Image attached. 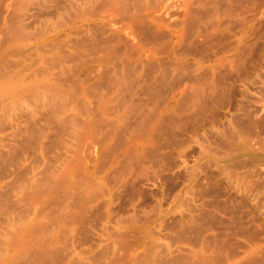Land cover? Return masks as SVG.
I'll return each mask as SVG.
<instances>
[{"label": "bare ground", "instance_id": "1", "mask_svg": "<svg viewBox=\"0 0 264 264\" xmlns=\"http://www.w3.org/2000/svg\"><path fill=\"white\" fill-rule=\"evenodd\" d=\"M42 1L39 9L65 14L56 21L43 11L49 18L41 12L45 19L34 24L23 5L22 25L39 24L14 26L12 39L0 41V264H264L263 196L234 184L260 229H192L204 211L192 191L173 196L190 207L171 232L121 229L113 216L125 180L139 170L133 150L156 156V140L176 120V91L198 103L205 75L224 77L245 62L254 30L264 27V0ZM33 35L45 40L33 44ZM67 58L91 66L82 74L72 68V76ZM97 85L117 92L108 97ZM93 88L91 113L85 104ZM128 121L134 126L124 140ZM110 175L117 184L107 183ZM236 231L248 241H233Z\"/></svg>", "mask_w": 264, "mask_h": 264}, {"label": "rangeland", "instance_id": "2", "mask_svg": "<svg viewBox=\"0 0 264 264\" xmlns=\"http://www.w3.org/2000/svg\"><path fill=\"white\" fill-rule=\"evenodd\" d=\"M8 1L9 0H5L6 3H8ZM14 1L15 0H13V2L11 1L12 3L9 2L12 5L11 7L9 6L10 4H7L6 7V5H4L6 3L0 2V41L5 40L8 37V34L9 37L15 34L16 32H12V30H17L16 27H19L18 29H21L22 26L25 29L29 27V25L26 27L22 25H26V23H21L23 20L22 17L24 16L23 18H25L26 14H34H32L33 17L30 15L28 16L31 17V20H33L35 24V20L39 21L45 19L43 15L45 13L44 16H46V12L43 11H47L48 13V10L39 9L40 6L38 5L42 0H29L30 3L33 1L31 3L33 8L38 7V9H33L35 12H32V7H30L31 4H27L29 1L26 0V3L24 0L25 3L22 4L23 2H21V5H19V1L22 0H18V4H16L17 0L16 2ZM13 3L15 4L14 8ZM34 3L35 5L36 3L39 4L35 6ZM18 5L19 8H16ZM23 5L29 7V9L27 7V10H24L26 13L24 15V12L22 14L20 13L23 11L20 9L21 6L23 9ZM36 10H39L40 12ZM58 10V13L65 14L62 12L63 10ZM53 11L50 12L49 10L48 15H51V19L53 18L57 21L60 15L57 13V10L53 9ZM41 12L43 15L40 14ZM35 14L37 16L41 15L38 17L40 19H37ZM18 17H20L22 20ZM4 18L9 21L8 23L12 21L15 24L12 22V25L7 24V21L3 20ZM46 18L49 17L46 16ZM24 20H26V18ZM17 21L20 23H17ZM27 21L28 23L30 22L29 24H33L31 23L32 21H30V19ZM34 24L32 26V31L33 27L39 23L36 25ZM31 25L26 30H30ZM12 26L16 27L13 28ZM3 29L9 33H5V30ZM263 30L264 27L261 30H254L255 37H253L254 34L252 36V41L254 43L253 45L251 43V46L253 47L249 52L250 54L247 53V55H249H246L243 58L245 61H243V64L246 66L240 62V65L237 68L238 70L234 69L233 72L226 74V77L221 76L222 74L220 73H223L221 71H219L220 73L217 72L214 75H205L206 77L209 76L210 79L207 77L206 80L205 78V84L198 87L200 88L199 90L202 91V94L197 99L198 103L191 101L187 96L188 93L186 94L188 99L180 94L179 90L174 93L177 97L174 107L176 120H178L176 121L174 118L175 122H173L167 130V138L164 135L165 138H160L159 136V138L156 140V145L159 146V151L156 156L149 154V148H145L144 151L141 148H136V150H133V155L135 157L131 154L130 158L132 163H134L133 165H135L136 169L139 170H137V174L135 173L132 177L125 180L127 183L126 189L121 193L122 197L119 198L117 202L118 205L116 206V209L113 213V216L116 220H118L117 223L121 229H167V232H171L173 229H179V224L177 221L179 217L178 213L182 212L181 210H187V207L190 206L183 200H174L173 196L175 197L176 195L177 197H183L187 195L189 191L194 192L198 204L202 203V208L204 209L203 216L196 219V226L192 227V229H215V231H218V229H246V231L249 230L251 232L252 230L256 229V226L259 228V221L257 218H255L254 214H251L254 213L251 211L252 207L247 206L249 203L243 200L244 198H239L237 195L235 196L233 189L237 185L244 191H247L251 197L257 195L263 196L260 201L264 206ZM256 31H261V33L257 34ZM11 32L13 34H11ZM260 35H262L261 38L259 37ZM34 37L36 39L38 38L37 36ZM42 38V41L45 40ZM34 39H28V43L32 44V40ZM36 39L33 41L35 42L33 44H37L41 41L40 38H38L40 41ZM28 40L24 41V43ZM8 56L9 58L13 59L17 55L13 56V58L10 54H8ZM67 60L69 61H66V64L70 67L71 73L74 72L76 68L81 69L79 70L81 71L80 73H78V69L76 70L75 73L77 74H82L83 70L88 69L91 63L88 62L86 63L88 65L84 64V67H82V64L77 66L78 60L76 59L74 60L77 62L73 60V63L75 62L74 64H71L72 62L69 58H67ZM240 66L243 68H240ZM72 68L75 69L73 70ZM55 70L56 72H59V68L56 67L53 71L55 72ZM49 73L51 74V71L46 74V77L50 76ZM235 73L238 76H236ZM72 74V76H74V73ZM110 74L111 73L108 72V75ZM39 76L38 79L41 80L43 79V76L45 77V73L44 75ZM106 84L110 85L108 82L104 83L103 85L107 87ZM211 84L213 86H210ZM104 86L99 87V85H97L95 87H98L97 90L93 88L91 92L92 94H89L88 99L86 100L88 103L85 101V105H89L88 107L93 106L95 104L94 102L96 101L95 99H97L95 98L97 96L96 93L95 96L93 95L94 89L96 92L99 91L98 93L102 91L105 92L106 90L102 89V87L104 89L106 88ZM110 86L112 87L113 85ZM110 86L109 88H106L109 90V92H111V90H116L114 87L111 89ZM109 92L108 97L114 96V93L111 92L110 94ZM116 92L117 91H115V93ZM90 95H93L94 100L91 99L92 97H90ZM94 106L93 108L91 107V110L89 108L91 113H93L92 109L94 110ZM83 111L86 112L87 110ZM86 114L84 115L85 117ZM129 125L134 126L130 121H128V123L123 126L122 130H124V128L128 127ZM131 126H129V130H132ZM129 132L130 131H128L127 128L125 129V132L120 131V134L122 135L121 138L128 139ZM130 133L129 135H131ZM96 146L99 147L98 145H95V148H91V151L93 149V151H95L96 155L98 156L99 149L101 151V148H97ZM179 156L181 158H179ZM141 174H143V176ZM146 176L149 177L151 181L150 179L148 181H143L145 178H147ZM227 180L229 181L227 182ZM107 183L111 185L117 184L116 178L110 175L108 177ZM128 187H131V190ZM228 189H231L230 192H228ZM237 197L239 200H237ZM132 204H135L137 207L136 211L134 212H132L131 209V207H133ZM97 225L99 224H96L93 229H100V226L98 227ZM246 231H240L242 234L236 231L238 234L235 232L234 235L229 232V237L235 242L237 240L238 243H242V241L246 242L248 241V236H244ZM205 233L208 234V230L205 231ZM235 235H238V237ZM187 237L191 240L193 238L198 239L196 240L197 243L194 241V239L192 242L197 247L200 245L201 242L198 243L200 238L190 235ZM190 239H188V241H191ZM244 239L247 240L244 241Z\"/></svg>", "mask_w": 264, "mask_h": 264}]
</instances>
